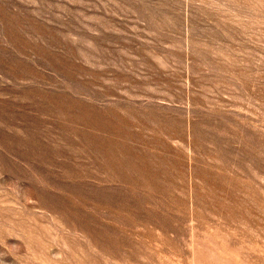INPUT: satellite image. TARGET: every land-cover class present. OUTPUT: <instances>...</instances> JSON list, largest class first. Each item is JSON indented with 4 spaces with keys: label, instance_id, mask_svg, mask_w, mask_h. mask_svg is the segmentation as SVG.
<instances>
[{
    "label": "rangeland",
    "instance_id": "1",
    "mask_svg": "<svg viewBox=\"0 0 264 264\" xmlns=\"http://www.w3.org/2000/svg\"><path fill=\"white\" fill-rule=\"evenodd\" d=\"M0 264H264V0H0Z\"/></svg>",
    "mask_w": 264,
    "mask_h": 264
}]
</instances>
